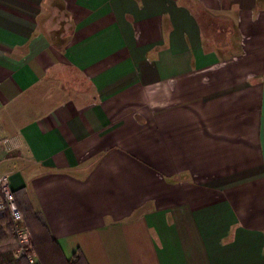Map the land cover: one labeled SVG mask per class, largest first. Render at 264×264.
<instances>
[{
	"label": "crops",
	"instance_id": "crops-1",
	"mask_svg": "<svg viewBox=\"0 0 264 264\" xmlns=\"http://www.w3.org/2000/svg\"><path fill=\"white\" fill-rule=\"evenodd\" d=\"M0 174L67 257L264 264V0H0Z\"/></svg>",
	"mask_w": 264,
	"mask_h": 264
},
{
	"label": "trees",
	"instance_id": "trees-1",
	"mask_svg": "<svg viewBox=\"0 0 264 264\" xmlns=\"http://www.w3.org/2000/svg\"><path fill=\"white\" fill-rule=\"evenodd\" d=\"M19 209L24 219V225L29 229L20 206ZM37 220L40 221L38 216ZM0 224L2 226L0 231V264H28L25 259L14 258L13 254L18 247V241L11 218H4ZM41 226L44 228L41 231V235L32 234L30 231L33 237V249L39 255L40 264H88L84 255L80 252H75L71 257H67L58 241L48 231L46 224L44 225L41 222Z\"/></svg>",
	"mask_w": 264,
	"mask_h": 264
},
{
	"label": "built area",
	"instance_id": "built-area-1",
	"mask_svg": "<svg viewBox=\"0 0 264 264\" xmlns=\"http://www.w3.org/2000/svg\"><path fill=\"white\" fill-rule=\"evenodd\" d=\"M10 217L13 223L18 247L14 252L15 259H25L28 264H40V258L33 249V237L24 225V219L16 202L14 191L10 185V178L0 174V223Z\"/></svg>",
	"mask_w": 264,
	"mask_h": 264
},
{
	"label": "rangeland",
	"instance_id": "rangeland-1",
	"mask_svg": "<svg viewBox=\"0 0 264 264\" xmlns=\"http://www.w3.org/2000/svg\"><path fill=\"white\" fill-rule=\"evenodd\" d=\"M1 228H2V226H1V224H0V231H1Z\"/></svg>",
	"mask_w": 264,
	"mask_h": 264
}]
</instances>
